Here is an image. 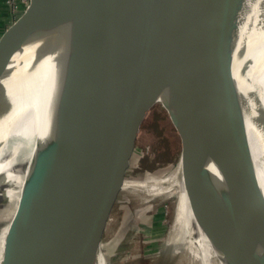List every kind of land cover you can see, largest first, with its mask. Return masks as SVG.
<instances>
[{
	"label": "water",
	"instance_id": "1",
	"mask_svg": "<svg viewBox=\"0 0 264 264\" xmlns=\"http://www.w3.org/2000/svg\"><path fill=\"white\" fill-rule=\"evenodd\" d=\"M241 2L29 0L0 39V126L26 67L59 63L65 73L38 161L19 264H68L77 248L84 264H95L98 173L123 172L131 148L119 143L108 158L103 154L127 111L149 90L166 107L181 150L193 143L207 159L200 173H191L194 183H184L189 203L201 196L243 257L264 264V171L232 118L233 91L241 114L243 102L232 83ZM195 205L196 219L203 220L206 210Z\"/></svg>",
	"mask_w": 264,
	"mask_h": 264
},
{
	"label": "bare ground",
	"instance_id": "2",
	"mask_svg": "<svg viewBox=\"0 0 264 264\" xmlns=\"http://www.w3.org/2000/svg\"><path fill=\"white\" fill-rule=\"evenodd\" d=\"M235 28L232 83L237 84L243 102L241 114L233 91V127L247 132L252 156L264 171V0H242ZM64 71V65L59 63L30 65L12 85L14 96L0 126V174L5 188V201L0 204V264H19L33 182ZM189 144L188 151H184L187 159L182 182H178L179 198L170 226L171 243L179 248L178 264H250L217 228L207 203L198 194L194 195L192 205L198 204L196 211L206 210V215L203 220L196 219L199 213L189 203L184 183H194L191 173H200L207 159L196 145ZM201 221L203 227L199 225ZM6 235L9 243L5 241ZM4 241L11 249L8 258L4 255ZM84 259L83 249L77 248L67 263L84 264ZM97 264H106L100 255Z\"/></svg>",
	"mask_w": 264,
	"mask_h": 264
},
{
	"label": "rangeland",
	"instance_id": "3",
	"mask_svg": "<svg viewBox=\"0 0 264 264\" xmlns=\"http://www.w3.org/2000/svg\"><path fill=\"white\" fill-rule=\"evenodd\" d=\"M0 7L1 39L14 16L1 1ZM130 109L103 154L108 158L117 144H128L131 149L125 158V169L119 175L113 172L114 167L99 172L95 185L100 225L98 256L106 264H178L179 248L171 243L170 226L187 159L181 150L182 140L154 91L146 92ZM4 189L0 174V204L5 201ZM4 246L6 251L5 241Z\"/></svg>",
	"mask_w": 264,
	"mask_h": 264
},
{
	"label": "built area",
	"instance_id": "4",
	"mask_svg": "<svg viewBox=\"0 0 264 264\" xmlns=\"http://www.w3.org/2000/svg\"><path fill=\"white\" fill-rule=\"evenodd\" d=\"M3 4L9 11V14L12 13V15L14 16V21L12 20L13 23L19 16V12L21 11V9H25L28 6L29 0H3ZM9 22H11V19L9 20Z\"/></svg>",
	"mask_w": 264,
	"mask_h": 264
},
{
	"label": "crops",
	"instance_id": "5",
	"mask_svg": "<svg viewBox=\"0 0 264 264\" xmlns=\"http://www.w3.org/2000/svg\"><path fill=\"white\" fill-rule=\"evenodd\" d=\"M1 1V3L3 4V0H0ZM21 15V14H20Z\"/></svg>",
	"mask_w": 264,
	"mask_h": 264
},
{
	"label": "trees",
	"instance_id": "6",
	"mask_svg": "<svg viewBox=\"0 0 264 264\" xmlns=\"http://www.w3.org/2000/svg\"><path fill=\"white\" fill-rule=\"evenodd\" d=\"M1 8V7H0Z\"/></svg>",
	"mask_w": 264,
	"mask_h": 264
}]
</instances>
